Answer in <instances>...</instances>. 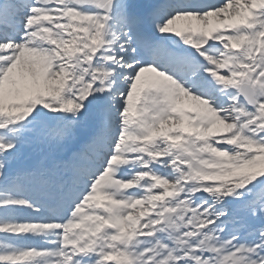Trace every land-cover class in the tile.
Returning a JSON list of instances; mask_svg holds the SVG:
<instances>
[{
  "label": "snow or ice",
  "instance_id": "6c2138e0",
  "mask_svg": "<svg viewBox=\"0 0 264 264\" xmlns=\"http://www.w3.org/2000/svg\"><path fill=\"white\" fill-rule=\"evenodd\" d=\"M0 264H264V0H0Z\"/></svg>",
  "mask_w": 264,
  "mask_h": 264
}]
</instances>
